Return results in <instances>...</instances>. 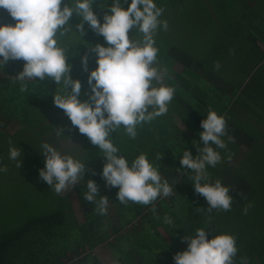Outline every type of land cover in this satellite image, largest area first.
I'll return each mask as SVG.
<instances>
[{
    "label": "trees",
    "instance_id": "trees-1",
    "mask_svg": "<svg viewBox=\"0 0 264 264\" xmlns=\"http://www.w3.org/2000/svg\"><path fill=\"white\" fill-rule=\"evenodd\" d=\"M200 1H203L202 8L199 6ZM64 2L68 3V0H64ZM114 2L115 0H95L93 10L101 24L104 22V15L111 14L110 8ZM154 2L157 7L164 9L159 19L161 21L166 20L168 26L173 28H176L173 23L174 18L179 17L180 13L184 15L185 19V11L190 10L191 4V0H154ZM192 2L195 4L194 14L197 19H199V15H204L206 12L207 21L210 24L217 22L219 25L218 32L214 34L213 45L223 47L226 42H229L231 46L246 43L250 46L249 49L257 54L261 64L252 73L258 78L253 92L263 96L264 77H262L261 70L264 68V51L260 49L258 42L261 41L264 44V0H192ZM130 4L131 0H127V3L121 0V5L125 10ZM226 17L228 23H226ZM16 23L17 21L10 16L6 9L0 8V26L9 24L14 26ZM69 23L73 27L72 31L65 35H60L58 32L55 38L58 40L59 46L67 50L68 63L72 66L70 73L72 78L78 79L82 83L79 99L83 102L89 99L91 93L88 76L91 71L98 67L97 55L91 53L89 47H94L96 44L105 47L108 45L104 37L97 35L87 24L84 26L86 35L81 37L75 27L81 23V19L75 14ZM158 30L160 31H157L154 36L155 47L159 50L157 61L168 69L177 62L183 65L182 73L175 74L179 79L175 81L169 78L166 86L175 89L169 110L173 111L183 121L186 129L178 128L173 123L172 116L167 113L157 117L151 123L138 125V135L135 139H131L126 134L123 125L108 138L119 149L118 154L126 157L129 166L141 153L146 154L149 162L158 169L162 180L166 179L172 186L175 193L174 197L161 195L149 205L131 201L127 204L120 203L117 198L119 188L106 186V181L102 179L106 158L101 149L93 145L85 135L80 134L78 128L72 126L64 111L53 103L54 95L63 93L62 86L57 85L51 79L44 81H40L39 78L35 80L26 79L23 82L17 80L15 77L23 71L26 63L23 60L10 61L7 65L0 64V71L11 75H0V118H3L0 119V129L3 132L7 130L4 120H14L18 124L33 128L40 135H45L43 141L47 140L48 144L55 142L57 144V141L60 140H80L84 156L72 152L71 154L76 155L74 158L85 164L84 178L75 186L74 192H76L85 216L86 224L80 226V236L86 241L85 245L88 246V250L92 251L99 245L108 243L110 248L118 252V264H175L174 256L188 248V244L184 245L182 239L185 236L195 235L196 229L203 228L209 232V240L217 235L229 233L236 238L238 252L233 258L234 264H243V258H247V264H264V190L258 176L252 178L248 175L249 165L246 170L240 171V160L234 168H231L232 173L237 176L231 175V177L229 176V167V169L226 167L219 169L217 166H206L209 180H203L202 184L211 182L214 184L215 179L219 177V171L223 170L221 174V178L225 179L223 185L229 187V195L233 198L230 211L213 209L209 212L207 210L209 204L202 195L186 197L189 188L190 190L194 188L193 181L186 178L195 175V173L182 169L180 159L184 150L190 151L193 158L200 155L197 148H201L203 142L200 133L204 131L201 122L207 118V108L211 107V104L206 98L200 99L207 92L195 83V75L191 70V67L195 66V56L176 41L170 40L167 35L165 36L162 25ZM227 33H229L228 36ZM130 37L139 40L142 39V34L134 28ZM221 53L225 54V51ZM85 54H88V72H85L82 66V57ZM22 83L27 84L28 91L21 92ZM186 91L192 93L194 97L187 96ZM263 107L264 105L261 106V108ZM217 111L218 115L223 113L220 108ZM56 115L61 116L56 117ZM58 128L64 129L59 135H57ZM249 132L241 128L236 131V134L234 133V136L236 135L234 142L230 141L226 148L212 147L220 153L221 160H227L239 151L242 144L247 149L254 146L253 137ZM253 135L257 137V134L253 133ZM246 155L247 153L243 156L242 163L249 164ZM158 156L160 159L157 158ZM178 169L182 171L178 172ZM93 172L96 174L93 175ZM182 172L186 174H182ZM178 173L182 175L178 176ZM88 180H94L100 188L99 195L96 197L97 201L100 196H107L109 198L108 208L113 204L117 205V222L112 221L114 220L113 217L110 220L109 210H107L106 215H100L96 211V203L89 202L84 198L83 193L88 191ZM185 181L189 183L188 186H186ZM55 197L62 202L68 199L67 194L55 193ZM176 200L181 204L182 209L175 220L178 225L168 227L163 224L162 211H170L171 205L174 208L173 205H176ZM131 204L137 206V210H132ZM249 204L252 206L245 214L244 208ZM153 206L156 209L155 215L152 211ZM65 214V211L57 210L51 214L33 216L15 229L0 233V264H30L28 261L32 256L37 259L36 264H39L37 252L27 253L29 256L23 255L25 258V262H23L21 259L23 257H18L17 248L21 247L27 252L30 251L29 248L39 242L41 243L38 244L40 247L47 249L54 236L66 237L71 228L62 233L57 234L55 232L58 227L63 228ZM138 216L140 221L137 225L121 233V230ZM191 221L192 224H189ZM160 225L171 237L170 240L166 239L160 232L158 229ZM109 230L111 231L109 232ZM111 237H113L112 241H110ZM121 237L132 239L133 243H129L126 250L118 248ZM79 248L81 246L74 248L76 253H78ZM84 256L91 257L93 262L96 261L90 252H86Z\"/></svg>",
    "mask_w": 264,
    "mask_h": 264
},
{
    "label": "clouds",
    "instance_id": "clouds-1",
    "mask_svg": "<svg viewBox=\"0 0 264 264\" xmlns=\"http://www.w3.org/2000/svg\"><path fill=\"white\" fill-rule=\"evenodd\" d=\"M124 2L127 3V0ZM94 3L95 0H68V3L64 0H0V8L6 9L17 21L14 26H0V64L23 60L26 63L23 71L15 77L17 80L51 79L61 85L63 93L55 94L53 103L64 111L80 134L103 152L106 163L102 179L106 181V186L119 188L117 198L122 204L131 201L149 205L161 195L171 196L172 186L166 179L162 180L158 169L144 153L129 166L126 157L118 154L119 149L108 137L123 125L126 134L135 139L138 125L151 123L167 114L175 89L163 83L166 69L160 70L153 64L159 51L155 47L154 36L161 25L166 31L168 22L159 19L164 9L157 7L154 0H131L127 10L121 5V0H115L110 8L111 14H105L101 24L93 10ZM73 14L81 19V23L75 26L81 37L86 35L84 26L87 24L97 35L103 36L108 45L89 47L90 52L97 55L98 67L88 76L91 93L89 99L83 102L79 99L82 83L72 78L67 50L60 47L55 38L58 32L65 35L72 31L69 22ZM134 28L142 34V39L130 37L129 33ZM82 66L88 72V54L82 57ZM214 67L220 69L218 61ZM20 90L28 91L27 84L22 83ZM201 127L204 129L200 133L204 147L197 148L200 155L193 158L190 151L184 150L180 164L182 169L195 173L190 179L195 192L206 198L209 212L213 209L230 211L233 198L229 195V187L223 186L220 180L214 184H202L207 177L206 166L215 167L221 161L220 153L211 145L221 149L227 147L221 139L227 135L226 120L209 107ZM63 131V128H58L57 135ZM229 140L233 138L229 137ZM42 149L45 167L40 170L39 176L56 194L69 187L73 189L84 178V163L72 155H62L48 143H43ZM20 155L19 149L10 147V159L16 160ZM157 158L160 159L159 156ZM17 167L21 168L22 163L18 162ZM0 171H7L6 166ZM87 189L83 193L84 198L96 203V211L100 215H106L109 198L100 196L96 200L100 188L94 180L87 181ZM251 206H245V214ZM152 211L155 215V206ZM164 222L173 223L168 216L164 217ZM208 234L205 229L199 228L195 235L185 236L182 242L187 243L188 248L174 256L175 264H234L233 258L238 252L236 238L221 234L209 240ZM243 264H247V258H243Z\"/></svg>",
    "mask_w": 264,
    "mask_h": 264
},
{
    "label": "rangeland",
    "instance_id": "rangeland-1",
    "mask_svg": "<svg viewBox=\"0 0 264 264\" xmlns=\"http://www.w3.org/2000/svg\"><path fill=\"white\" fill-rule=\"evenodd\" d=\"M202 2L203 1L199 2L200 8L203 7ZM185 12V19L184 15L179 13V17L174 18L173 21L176 29L180 28L184 31L180 32L181 34L183 33V36L178 37V32H175L172 33V37L175 39L174 41L187 49V51L193 54L195 57L198 56V58H206L208 53L205 51L207 50L208 52L209 45L211 44V41L213 42L214 40V34L216 33L215 30L219 27L218 23L213 22L210 24L209 21H207V18H205V15L207 14L206 12L204 15H199V19L195 17L194 12L190 10ZM203 16L204 18L202 19ZM202 26L204 27V33L207 36L206 39H203L200 36V28ZM195 33H199L204 45L197 43L196 38L193 35ZM129 35H132V30L130 31ZM0 59H2V57H0ZM256 60H258L257 56H255L253 60L250 59L246 66L244 64L243 67L236 69L235 72H232V75H234L232 79L244 81L242 84L245 88L242 90V93H246L245 96L240 97L239 95H235V98H232L234 100L231 99L232 102L235 101V105L232 107V109H245L241 114L245 120L243 123L241 122L239 126H241L246 131H250L249 134L253 137L252 143L254 146L249 149H247L245 146H242L239 151L234 154V156L230 157L229 176H237L235 173H232L231 168H234L241 160L239 168L240 171L246 170L249 165L250 170L248 175L252 178L258 176V180L263 185L262 189L264 190V107L261 108V106L264 105V95L262 96L254 94L253 92L254 87L258 82V78L252 74L256 68L254 66ZM155 64L158 65L159 63L156 61L154 66ZM174 68L175 70L179 71L181 70V65L175 64ZM261 72L262 77H264V68L261 70ZM0 75L11 76L10 74H4L1 71ZM60 116L61 115H56V117ZM237 117L240 116H236L235 119H238ZM4 123L7 130L3 132L0 129V168L6 166L7 171H0V233L15 229L30 217L51 214L57 210L65 211L66 214L64 226L63 228L58 227V229H55V232L58 234L71 228L70 233L66 237L61 238L60 236H54L47 249L39 246L37 249L34 247L29 248L30 251L26 252L21 247H18V251H16L18 252V257H23L21 258L23 259V262H25L23 255L29 256V252H37L39 261L45 262L46 264H56L57 256L55 257V255L63 254V251L71 249L70 247H88L85 245L86 241H84L80 236V226L74 223V220L71 217V215L75 213L77 218L84 219V212L80 207V202L76 192H74L75 187L73 189L69 187L66 191L61 193L67 194L69 200L67 199L62 202L60 199L56 198L55 191L51 190V186L45 181L41 180L39 176L40 170L45 167V157L42 155V144L47 143V140L45 142L43 141L45 135H40L33 128L18 124V122L14 120H4ZM253 133L257 134V137H255ZM55 144L56 142L51 143L50 145L56 148L62 155L71 154L70 152H72L80 156H84V151L82 152L79 146V139L71 141L60 140L57 141L56 145ZM71 146L73 148L69 149ZM10 147H16L21 152V155L16 160L9 158ZM246 153L249 164L242 163L243 156ZM18 162L22 163L21 168L17 167ZM188 178H190V176H187L186 179ZM206 179L209 180V177L207 176ZM185 184L186 186L189 185V183L186 181ZM223 186L226 187L227 185ZM189 190L187 191L186 197H191L192 195H194V197L200 196L195 192L194 188L193 190ZM70 206L72 207V211L69 210ZM176 206L177 203L175 208ZM110 213L114 218L116 212L111 211ZM138 221H140L139 216L136 217L130 224L125 226L121 230V233L130 229L134 225H137ZM85 224L86 223L83 222L82 225L85 226ZM112 240L113 237L110 238V241ZM120 242L121 243H119L118 248H123L125 250L128 248L129 243H133L131 238L126 237H121ZM114 251L115 250L110 248L107 243L104 247L98 249L96 248L92 251H84L83 254L86 252H91L93 255L96 254V256L100 257L103 264H113L114 262L107 253L110 252L109 254H114ZM9 255L12 257L11 254ZM70 256V263L76 264L79 256L73 257L74 255H72V253ZM86 258L91 262V264H93L91 257ZM83 264H85L84 261Z\"/></svg>",
    "mask_w": 264,
    "mask_h": 264
},
{
    "label": "crops",
    "instance_id": "crops-1",
    "mask_svg": "<svg viewBox=\"0 0 264 264\" xmlns=\"http://www.w3.org/2000/svg\"><path fill=\"white\" fill-rule=\"evenodd\" d=\"M190 11H192V12L195 11V4L192 2V0H191V4H190ZM226 23H228V18L226 19ZM218 30L219 29H216L215 32L217 33ZM157 31H160V30H157ZM163 31H164V35L165 36L167 35L170 38V40H173V41L175 39L172 37V33L178 32V37H182L183 33L181 34L180 32H184L180 28L176 29V28H173L171 26H168V29L166 31L163 29ZM193 35L195 36L198 44L204 45L202 38L206 39L207 36L204 33V27L203 26L200 28V36L202 38L199 36V33H195ZM228 35H229V33H227V36ZM258 45H259L260 49L262 51H264V44L261 45V42H258ZM249 48H250V46L246 43L240 44L238 46H235V45L231 46V44H229V42H226L223 47H218V45H216V44L213 45V42L211 41V44L209 45V48H208V52H207V50L205 51L206 53H208L207 57L206 58H198V56H196L195 57L196 58L195 66L191 67V70H193V73L195 75V83L197 84L198 87H200L201 89H205L207 92L205 95H202V97H200V99L206 98L207 100H209L212 110H214L216 112H218L217 110L219 108L222 109L223 113H221L220 116H223L226 120L227 135L221 137V139L224 140L227 145H229V143H230L229 137L233 138L232 141H234L236 139V137H235L236 135L234 136V133L236 134V131H239L242 128L241 126H239V124L241 122L243 123V121L245 120V118L243 116H241V114L244 111L243 108L242 109L240 108L237 110L232 109V107H234V105H235V101L232 102V100H234L232 98H235V95H239L241 97V96H245V94H246V93H242V90H244V88H245L242 84V82H244V81L232 79V77H234V75H232V72H235L236 69L243 67L244 64L246 66L247 63L250 61V59L253 60V58L255 56H257V54L253 53ZM222 51H225V54H222L221 53ZM223 55H225V58H223ZM217 61L219 62L220 66H221L219 70H216L214 67V64ZM157 62L159 64L158 65L155 64V66L153 64V67L157 66L160 70L166 69L167 74H166L165 79L163 81V83L165 85L169 82V78H171L172 80H175V81H177L179 79V77H177L175 74L176 73L177 74L182 73L183 65L181 63H178V62L174 63L171 66V68L168 69V68H166L165 65H163L159 61H157ZM175 64L181 65V70H179V71L175 70V68H174ZM260 64L261 63L258 61L254 64V66L257 67ZM235 82H237V83H235ZM185 93L187 96L194 97L193 94L188 92V91H186ZM251 98H254V97H251ZM225 99H227V100H225ZM254 99H258V98H254ZM170 106H171V103L168 106V109L170 108ZM207 110H209V108H207ZM150 111H151V109H150ZM167 113H169L172 116V121L178 128H180L181 130L186 129V126L183 123V121L173 111L168 110ZM236 116H240V117H237L238 119H235ZM79 146L81 148V151L83 152V148H82L81 144ZM211 146L217 147L214 144ZM242 146H245V145L242 144L240 146V148ZM203 147H204V144L202 143L201 148H203ZM71 148H73V147L72 146L69 147V149H71ZM65 155H72L73 157H75L74 154H65ZM216 166L219 169L221 167H226V168L229 167L230 168V159L221 160ZM222 173H223V170H220L219 171V177H218V179H215V181L220 180L221 183L223 184L225 179L221 178ZM181 175L182 174L178 173V176H181ZM176 203H177L176 208H175V204H174L173 205L174 208H172V205H171L170 211H168V210L162 211L163 217L168 216L173 221V223H171V224H167L163 221V224H165L168 227H174V226L178 225V222H176L175 220H176V217L178 215H180V212L182 209H181V204L179 202H177V200H176ZM80 207H81V205H80ZM130 207L132 210L133 209L137 210L136 209L137 206H135L133 204H131ZM70 210L72 211L71 206H70ZM108 210H109L110 220H112V215L110 212L111 211L117 212L116 211L117 205H115V204L111 205V207H109ZM72 217H73L74 222L77 225L83 226L82 224H83V222H85V216H84V219H81V218H77L75 213H73ZM113 219L115 222H117L116 221L117 214L114 216ZM189 224H192V221L189 222ZM158 228H160L159 229L160 232L165 236L166 239H168V240L171 239V237H169L168 233L164 230L162 225H160ZM110 231L111 230H109V232ZM38 244H41V243L37 242L36 245H33V247H35L37 249L39 246ZM106 244L107 243H103L102 245H99L96 248L98 249V248L104 247ZM183 244L185 245L186 243L183 242ZM75 247L76 246L70 247L71 249L63 251V254H61V255H55V257L57 256L56 257V261H57L56 264H58V263H60V264H72V263H70V258H71L70 254L71 253H72V255H74L73 257L79 256V259H78L76 264H80V263L83 264V261L85 264H91V262L88 261L87 258L85 259L86 256H84V254H83L84 251H89L88 247L79 248L78 253L75 252V249H74ZM109 253L110 252H108L107 254L111 257L112 261L114 262L113 264H118L119 263V261L117 262L118 252L114 251V254H109ZM90 254L92 257L96 258L95 262H93V259L91 258L93 264H103L100 257L96 256V254L93 255L91 252H90ZM32 257H31V259H29L28 263L36 264L37 259H35L34 256H32ZM82 259H83V261H82ZM39 264H46V263L39 261Z\"/></svg>",
    "mask_w": 264,
    "mask_h": 264
},
{
    "label": "built area",
    "instance_id": "built-area-1",
    "mask_svg": "<svg viewBox=\"0 0 264 264\" xmlns=\"http://www.w3.org/2000/svg\"><path fill=\"white\" fill-rule=\"evenodd\" d=\"M175 196V193L173 192V194L171 196H168V197H174Z\"/></svg>",
    "mask_w": 264,
    "mask_h": 264
}]
</instances>
